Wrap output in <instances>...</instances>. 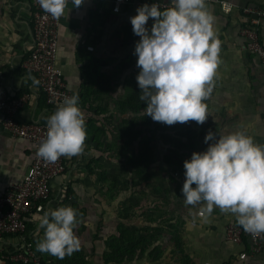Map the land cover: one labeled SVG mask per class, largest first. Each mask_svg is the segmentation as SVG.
Instances as JSON below:
<instances>
[{
	"label": "crops",
	"instance_id": "crops-1",
	"mask_svg": "<svg viewBox=\"0 0 264 264\" xmlns=\"http://www.w3.org/2000/svg\"><path fill=\"white\" fill-rule=\"evenodd\" d=\"M150 1L133 0L120 14H113L111 0H83L78 7L70 0L62 15L57 65L69 89L79 96L87 136L84 151L67 156V171L53 182V197L42 206L43 211L28 217V234L36 243L44 235V229L39 227L44 212L61 206L78 209L93 200L90 197L99 170L94 160L104 156L99 148L107 136L108 112L116 111L126 95H141L136 79L140 71L138 57L134 55L140 37L133 33L130 18L137 14L138 7ZM226 1L238 7H264V0ZM32 3L33 0H0V87L13 98L27 96L17 113L19 122L45 124L55 111L48 110L33 74L23 68L33 42ZM206 8L214 17L221 59L213 92L205 101L210 115L203 124L186 122L189 134L177 138L179 149L167 154L171 161H163L162 182H158L160 172L156 173L160 169H148L147 181L153 188L147 196V207L157 211L150 224L162 218L166 232L161 241L144 248L137 257L142 261L137 264H264V248L254 256L248 240L232 244L225 239L227 225L237 223L235 214L214 207L210 215H201V205H186L183 200L184 161L208 148L212 141L206 144L205 136L209 132L218 140L220 134L244 131L256 144L264 145V70L240 35L243 16L237 9L226 14L214 4H206ZM153 23L150 18L149 29ZM259 35L264 43V22L259 26ZM84 95H90V99ZM2 122L0 114V196L8 186L22 182L34 157V146L14 138ZM92 126L103 128L106 134L93 131ZM173 160L178 164L174 170ZM7 242L4 252L10 253L20 239L13 236ZM0 264L7 263L0 259Z\"/></svg>",
	"mask_w": 264,
	"mask_h": 264
},
{
	"label": "clouds",
	"instance_id": "clouds-1",
	"mask_svg": "<svg viewBox=\"0 0 264 264\" xmlns=\"http://www.w3.org/2000/svg\"><path fill=\"white\" fill-rule=\"evenodd\" d=\"M69 0H38L53 19H59ZM78 7L83 0H72ZM161 10L154 4L137 8L130 18L133 33L140 37L134 55L138 57L140 100L153 121L173 125L195 121L203 124L208 116L205 103L213 92L220 59V41L214 30V17L205 0H171ZM154 23L147 26L149 19ZM68 30V29H67ZM69 31V30H68ZM86 120L79 96H66L47 119V136L37 155L47 162L61 156H76L84 151ZM209 144L203 152H194L184 161L182 187L186 205H201V215L214 207L235 214L245 232L264 233V145L244 131L205 136ZM195 185V187H193ZM78 213L71 206L44 212L39 227L43 238L37 251L58 259L71 256L81 248L75 234Z\"/></svg>",
	"mask_w": 264,
	"mask_h": 264
},
{
	"label": "rangeland",
	"instance_id": "rangeland-1",
	"mask_svg": "<svg viewBox=\"0 0 264 264\" xmlns=\"http://www.w3.org/2000/svg\"><path fill=\"white\" fill-rule=\"evenodd\" d=\"M139 101L140 95H126L116 111L109 110L107 136L99 148L104 156L95 163L99 169L96 188L89 196L93 200L76 209L79 223L74 231L81 240V248L62 260L45 253L42 258L48 264H133L144 248L155 245L165 234L162 218L155 225L150 224L157 211L147 207V196L153 188L148 184L147 173L149 168L157 167L160 171L156 173L160 172L161 177L158 182H162V163L171 161L167 154L179 149L177 138L189 134V127L188 122L167 125L155 121L153 125L143 101L142 109L133 107ZM171 163L173 170L178 167L176 160ZM120 228L134 235L113 255L111 246L116 243Z\"/></svg>",
	"mask_w": 264,
	"mask_h": 264
},
{
	"label": "built area",
	"instance_id": "built-area-1",
	"mask_svg": "<svg viewBox=\"0 0 264 264\" xmlns=\"http://www.w3.org/2000/svg\"><path fill=\"white\" fill-rule=\"evenodd\" d=\"M205 2L219 6L226 14L236 9L240 11L244 19L240 35L246 43L248 52L259 60L264 70V43L259 35V26L264 22V7L256 5L238 7L226 0ZM154 3L161 10L172 6L171 0H152L144 4ZM132 4L133 0H111L112 13L120 14L124 7ZM68 5L69 2L65 10ZM61 20L62 16L53 19L40 7L38 0H33L32 49L23 62V68L33 74L45 96L46 107L51 113L56 111L66 96L73 95L63 71L57 65ZM26 101L27 96L13 98L5 88L0 87L3 128L14 138L22 139L34 146V157L22 182L8 186L0 196V259L7 264H42L44 261L40 253L33 248L34 239L28 234V217L43 211L42 206L53 197V182L67 171V156H61L56 162H47L37 155L41 142L47 136V122L45 124L19 122L17 113ZM13 236L18 237L20 243L13 252L6 253L4 251L8 238ZM225 239L232 244H242L244 240H248L254 256L260 254L264 248V233L250 234L234 222L227 225Z\"/></svg>",
	"mask_w": 264,
	"mask_h": 264
},
{
	"label": "trees",
	"instance_id": "trees-1",
	"mask_svg": "<svg viewBox=\"0 0 264 264\" xmlns=\"http://www.w3.org/2000/svg\"><path fill=\"white\" fill-rule=\"evenodd\" d=\"M83 97L90 99V95L89 96L84 95ZM141 102L140 101L136 102L137 104L134 103L133 107L135 109H137V110L142 109L141 108ZM155 124H156V122L153 121V125H155ZM92 127H93V131H99L100 133H102V135L106 134L105 131L103 130V128L96 127V126H92ZM94 162L98 163L99 161L98 160H94ZM133 235H134L133 232H127L126 230H123L122 228H120L119 229V237L115 238L116 243L112 244V246H111V250H112L111 252L113 253V255H116V250L117 251L118 250H122L124 248L125 244L131 241ZM117 241H118V243H117ZM36 245H37L36 241L33 242L34 250L36 252H39L36 249ZM16 264H22V263H16ZM42 264H48V262L47 261H43Z\"/></svg>",
	"mask_w": 264,
	"mask_h": 264
}]
</instances>
